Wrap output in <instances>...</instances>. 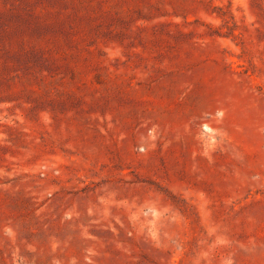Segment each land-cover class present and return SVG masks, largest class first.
<instances>
[{
	"label": "rangeland",
	"instance_id": "obj_1",
	"mask_svg": "<svg viewBox=\"0 0 264 264\" xmlns=\"http://www.w3.org/2000/svg\"><path fill=\"white\" fill-rule=\"evenodd\" d=\"M0 264H264V0H0Z\"/></svg>",
	"mask_w": 264,
	"mask_h": 264
}]
</instances>
